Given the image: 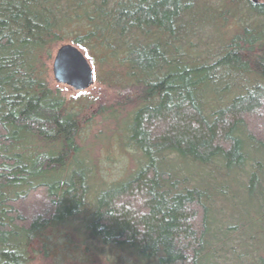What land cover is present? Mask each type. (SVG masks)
Masks as SVG:
<instances>
[{"label": "trees", "instance_id": "1", "mask_svg": "<svg viewBox=\"0 0 264 264\" xmlns=\"http://www.w3.org/2000/svg\"><path fill=\"white\" fill-rule=\"evenodd\" d=\"M228 20L239 30L227 41L200 40ZM66 43L101 64L100 85L130 107L118 142L142 160L102 189L82 154L85 120L45 65ZM258 153L264 0H0V264L51 258V238L72 233L129 264H264L234 201L257 181ZM226 193L243 249L230 262L228 232L211 222Z\"/></svg>", "mask_w": 264, "mask_h": 264}, {"label": "rangeland", "instance_id": "2", "mask_svg": "<svg viewBox=\"0 0 264 264\" xmlns=\"http://www.w3.org/2000/svg\"><path fill=\"white\" fill-rule=\"evenodd\" d=\"M229 21L220 30L215 27L213 33L206 30L200 36V40L204 38L206 41L204 42H209L213 47H215L216 41H227L233 33L239 30L235 21ZM201 47L198 49L194 47L196 54H203V50L200 52ZM80 50L83 51L81 48ZM54 52L55 49L52 51L51 58L45 62V65L54 87L59 89L60 94L66 100L74 103L73 109L80 111L85 120L80 144L82 154L86 158V164L91 170V184L96 189H102L107 186L106 183L110 185L116 181L126 179L134 171L136 159L142 160V157L137 152L130 157L131 147L128 144L118 142V137L120 138L118 123L127 117L125 115L130 107L126 105L125 101L116 99L113 92L104 90V86L100 85V81L104 78L102 65L100 64L99 66V63L91 56H87L85 51L83 53L92 68L94 83L82 91H76L67 85L56 83L51 71ZM221 92H223L221 85H218L212 95H210L211 103L214 106H219L220 103L222 105V102H220ZM223 99L224 97H222L221 101ZM148 150L153 151L154 148ZM255 157L263 166L264 153H258ZM175 165L184 167L180 163ZM180 175L186 174L182 172ZM258 177L252 189L241 192L237 199L234 200L231 193H226L228 194V199H232L231 201L228 199L224 201L218 200L213 204V212L211 214L212 230L215 235L223 234V236H225L223 232L226 231L230 239L226 242L228 246L225 247L226 251L223 253L224 257L222 258L227 262H230V256L234 255L233 257H235L243 250L241 243H239L242 241L241 225H235L233 222V217L238 214V211L235 210L236 206H232L233 200L239 207L241 218L244 220L243 229L245 236L260 235V243H262V246L264 244V167ZM93 193L94 191L89 194V196L92 195L88 200V208L92 206ZM233 227L235 229H232ZM51 239L49 243L50 252L53 253L50 254L51 258L39 260L37 264H129L131 262L125 255L120 257L118 254L101 250L94 241L82 233H72L69 236L66 234L62 236L55 234ZM212 240L211 244L215 245L216 241L213 242L214 240ZM216 244L218 243L216 242ZM246 256L240 258L242 262L247 261ZM262 257H264L263 254Z\"/></svg>", "mask_w": 264, "mask_h": 264}, {"label": "water", "instance_id": "3", "mask_svg": "<svg viewBox=\"0 0 264 264\" xmlns=\"http://www.w3.org/2000/svg\"><path fill=\"white\" fill-rule=\"evenodd\" d=\"M53 79L58 84L82 91L94 83V75L86 57L73 44H61L55 49L51 64Z\"/></svg>", "mask_w": 264, "mask_h": 264}]
</instances>
